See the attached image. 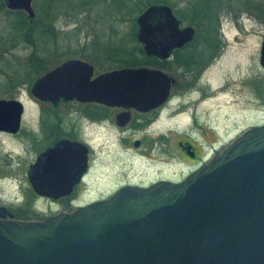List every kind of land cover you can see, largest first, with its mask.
Wrapping results in <instances>:
<instances>
[{"label":"water","instance_id":"1","mask_svg":"<svg viewBox=\"0 0 264 264\" xmlns=\"http://www.w3.org/2000/svg\"><path fill=\"white\" fill-rule=\"evenodd\" d=\"M34 17L32 0H2ZM142 52L159 60L190 42L171 7L152 3L135 16ZM264 69V36L258 50ZM90 67L67 59L38 76L32 97L94 101L147 110L167 96L169 77L122 67L88 81ZM23 105L0 98V130L17 127ZM36 159L27 179L39 196H67L84 166L83 145L59 141ZM8 218H5V216ZM0 264H264V123L249 126L177 183L120 186L107 197L42 219H13L0 206Z\"/></svg>","mask_w":264,"mask_h":264},{"label":"rangeland","instance_id":"2","mask_svg":"<svg viewBox=\"0 0 264 264\" xmlns=\"http://www.w3.org/2000/svg\"><path fill=\"white\" fill-rule=\"evenodd\" d=\"M88 1L90 4L81 6L78 0H32L34 13L38 15L37 19H40L38 21L49 17L52 34L38 37L34 44L24 43L19 38L20 35L12 39L13 45L10 44L14 35L9 25L12 15L6 14L3 6L0 9V98H16L23 104L27 132L33 131L36 119V105L29 93L30 84L39 73L62 59L90 53L76 47V44L91 42L101 46L121 44L131 45L137 50L134 41L136 32L134 19L137 14L125 15L122 12V0ZM151 1L126 0L124 9L132 10L140 2ZM217 1L219 4L215 0H167L173 15L182 21L183 25H191L198 33L196 44L215 43L224 46L220 51L217 48V53L221 54V57L202 73L194 86L183 82L181 90L177 88L173 92L175 96L180 97L174 99L173 106L181 100L180 118L165 121L160 117L145 129L126 133L130 137L137 136L145 140L148 157L162 158L158 155L157 147H163L161 142L166 141L167 134L170 142L177 137L181 140L197 139L199 142V135L209 140L215 139L214 148L218 151L247 127L264 123V69L257 61L260 42L264 35V0ZM132 29L134 35L131 38ZM48 44L55 45L57 50L44 51L48 48L44 46ZM137 53L138 50L136 55ZM208 53L209 51H206V54ZM31 54H34L36 62L40 63L41 71L36 68L33 70L34 63L28 60ZM102 65L107 67L109 62L104 60ZM178 66L164 63L161 68L168 70ZM17 75L18 78L15 79L18 80H13ZM173 78L177 79V76L173 75ZM200 96L203 98L200 99ZM177 107L175 105L167 110ZM65 108V104L58 106L59 113L69 110ZM71 111L62 113L61 124L65 128V125L71 123L76 127V135L83 137L84 123L80 115ZM169 127L170 132H167ZM159 134L166 136L153 141L152 139H156ZM103 137L104 150L110 154L104 157L103 163L110 167L114 162L112 172L118 171L127 175L134 173L135 176L138 167L150 165L145 159H141L142 164L137 161L130 163V157L122 152L121 143L116 135L110 137L105 133ZM152 144L154 147L149 155ZM5 147V140L0 138V151ZM30 156L27 153V161ZM22 164L19 157L12 160L0 157V204L7 206L18 218L42 219L61 210L70 209L74 205L83 206L99 196H106L122 180L121 176L111 177L112 181L102 187L104 189L100 194L93 189L82 191V186L79 185L77 191L53 201L39 197L31 191L25 180ZM176 168L175 165H168L166 172L171 174L172 171L176 172ZM192 168L193 165L183 167L181 176Z\"/></svg>","mask_w":264,"mask_h":264},{"label":"flooded vegetation","instance_id":"3","mask_svg":"<svg viewBox=\"0 0 264 264\" xmlns=\"http://www.w3.org/2000/svg\"><path fill=\"white\" fill-rule=\"evenodd\" d=\"M215 2L219 4V1L215 0ZM217 7L218 5L213 9V11H215ZM179 25L181 27L184 26L182 21ZM193 30L195 32L194 28ZM77 46L81 48V50L84 49L86 52L90 53H87L86 55L84 54L83 56L64 58L51 68L39 73L35 79L61 62L71 58L78 59L90 67L89 76L87 78L88 81L93 80L101 73L122 67H147L158 69L169 77V89L167 96L159 105L144 111L120 105L107 106L94 101H78L76 99L65 100L58 98L55 102H51L42 101L33 97V103L36 105V119L32 129L33 131L27 132L25 128V121L23 118L24 108H22L15 130H0V138H3L6 143V147L0 151L1 159L4 158V160H12L19 157L23 163V173L27 182V171L36 159L41 160L40 165L44 164V168H51L53 166L54 159L52 160L51 157L49 162H44V159L47 157L44 153L47 149L54 147V145L59 141L77 142L83 145L84 149L83 171L77 182L73 184L71 192L68 195L77 191L79 185L82 186V191L93 189L95 192L100 194L104 189L102 187L108 185L109 182L112 181L110 178H114L115 175L116 178L121 176L122 180H120V182L116 184L106 194V196L116 188L125 185L147 187L156 181H169L176 183L179 182L186 174L197 168L209 157L219 151H216V148H214L215 139L209 140L202 137V135H199V142L197 139L181 140V138L178 137L170 142L169 134H167V136L166 134H159V136H156V139L153 138L152 140L155 141L166 136V141L161 142L163 146L162 148L157 147V150H159L158 155L162 158L155 159L146 156L148 149L145 146V140L143 138L137 136L130 137V135L128 136L126 133L136 131L138 129H145L154 124L156 120L158 121L160 117H162L165 121L180 118L182 113L181 100L178 104H175L178 106L177 108L169 111L167 110V108L175 107V105L173 106L174 99L176 100L180 98L175 96L173 92L177 88L181 90V84L183 82L191 83L192 86H194L196 84V80H198L202 73H205L210 65L221 57V54L217 53V48H219L220 51L221 47L224 46L223 44H196L188 42L179 48L170 51L167 59L159 60L156 58L157 61L155 64L139 66H133L131 62L127 63L128 59H131L130 61H136L139 57L138 53L136 55L137 50H135L134 47L132 48L131 45L126 46L116 44L111 46V44H105L101 46L98 45V43L91 42L89 44H76V47ZM44 47H48L44 50L47 52H54L57 50L56 46L52 44L45 45ZM52 47L53 50H51ZM136 47H138V45H136ZM139 48L141 49V45H139ZM206 51H209V53L206 54ZM40 55L42 56L44 54ZM104 60L109 62L107 67L102 65ZM164 63L176 64L179 66L178 68L163 70L161 67ZM173 75H176L177 79L173 78ZM202 98L203 96H200V99ZM64 104L66 105L65 109L68 108L69 110L61 111L60 114L58 106ZM70 111L80 115V118L84 123L82 133L84 134L83 137L76 135V127L71 123L65 125V128L62 126V113ZM166 131L170 132V127L167 128ZM105 133L109 134L110 137L113 135L117 136L119 143H121L120 147L122 148V152L125 155L128 154L130 157V163L137 161L142 164L141 159H145L147 163L150 164V168H148V165L146 167H138V171L136 170L137 172L135 176H133L134 173L127 175L125 173H119L118 171L112 172L111 167L115 166L114 162L110 167L109 165L103 163L104 157L110 155L104 150L105 142H103V136ZM125 143L126 146H124ZM153 147L154 144H152L149 148V155L151 154ZM27 153L31 155L28 161ZM168 165L177 166L176 172L172 171L171 174H168V172H166L168 170ZM191 165H193L192 170L181 176V169ZM28 185L31 191L37 195L32 190L29 182ZM106 196H99L92 201L103 199ZM63 197L58 199H48L56 201ZM0 206L4 207L9 213H11L13 219H22L15 217L7 206H3L1 204ZM77 206L80 205H74L70 209L61 211H69ZM5 218H8V216L6 215Z\"/></svg>","mask_w":264,"mask_h":264},{"label":"trees","instance_id":"4","mask_svg":"<svg viewBox=\"0 0 264 264\" xmlns=\"http://www.w3.org/2000/svg\"><path fill=\"white\" fill-rule=\"evenodd\" d=\"M152 1L147 2V3L140 2L132 10H128L127 8L124 9L126 6V4H124V3H127L126 0H122L121 6L123 7V9L122 8L121 9H122V12L128 16L132 15L133 13L138 14L142 9H144L149 4L159 3V2H156L155 0H154V2H152ZM157 1H161L160 3H164V4L169 5L167 0H157ZM78 3L81 6H84V5L86 6V5L90 4L88 0H78ZM2 6H3V3L0 0V9L4 7V6L3 7ZM5 13L12 15V19H10V21H9L10 29H12V31L14 32V35H12L11 41H10L11 45L14 44V40H12V39L19 37V35H20L19 38H21V40L27 44H34L36 39L40 36L52 35L51 31H50V27H49V20H50L49 17H46L44 20H41V22H39L40 19H37L38 15H34V17L31 20H29L26 17L25 13L22 11H11V10L6 9ZM48 15L50 16L51 14L48 13ZM132 18H133V16L131 17V19ZM134 23H135V21H134ZM133 33H134V31L132 29V31L130 32L131 38L134 35ZM198 38H199V35H198V33L195 32V35H194L193 39L190 41V43H197L198 40L196 41V39H198ZM134 41L136 42V45H138L137 50H138L139 57L137 58L136 61H130L131 59H128L127 63L131 62V64H133V66L155 64V62L157 61L156 57H150V56L144 55L143 52L141 51V49L139 48L140 44L136 41L135 38H134ZM28 60H30L31 62L34 63V67H33L34 71H35V68H36V70H39V71L42 70L40 63L36 62L34 54H31L29 56ZM6 64H8V62ZM15 78H18V75L15 76L13 79V80H18ZM22 219H27V218L22 217Z\"/></svg>","mask_w":264,"mask_h":264}]
</instances>
